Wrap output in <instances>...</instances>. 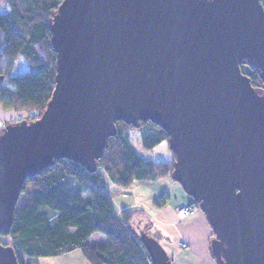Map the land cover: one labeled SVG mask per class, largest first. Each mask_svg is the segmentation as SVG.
I'll return each mask as SVG.
<instances>
[{"label": "water", "instance_id": "95a60500", "mask_svg": "<svg viewBox=\"0 0 264 264\" xmlns=\"http://www.w3.org/2000/svg\"><path fill=\"white\" fill-rule=\"evenodd\" d=\"M55 85L36 119L0 130V234L28 176L69 159L92 171L115 122L168 135L170 177L205 215L217 264H264V7L260 0H62ZM152 264H173L141 234ZM0 264H19L0 241Z\"/></svg>", "mask_w": 264, "mask_h": 264}, {"label": "trees", "instance_id": "16d2710c", "mask_svg": "<svg viewBox=\"0 0 264 264\" xmlns=\"http://www.w3.org/2000/svg\"><path fill=\"white\" fill-rule=\"evenodd\" d=\"M61 1L0 0V106L24 112L27 120L41 116L54 89L56 52L50 24ZM260 2L264 7V0ZM241 70L253 87L263 88L255 66L242 64ZM115 127L92 171L61 159L25 178L11 227L0 234V241L15 249L19 264H36L39 257L77 249L89 264H152L141 241V234L153 237L152 220L148 217L137 230L135 216L141 210H116L111 198L128 191L133 180L170 177L175 155L171 151L170 159L144 158L129 140L128 128L133 126L117 120ZM138 128L145 148L168 139L150 120ZM167 198L163 193L154 201L161 206ZM189 205L198 209L192 199ZM94 232L102 233L104 241L91 244Z\"/></svg>", "mask_w": 264, "mask_h": 264}, {"label": "crops", "instance_id": "0c3cea01", "mask_svg": "<svg viewBox=\"0 0 264 264\" xmlns=\"http://www.w3.org/2000/svg\"><path fill=\"white\" fill-rule=\"evenodd\" d=\"M10 112L0 111V129L7 123L6 116ZM132 200H125L120 208H143L148 212L152 220V235L164 247L172 258L173 264H217L210 253V239L212 230L206 221L205 215L194 206L193 214L178 219L175 209L179 205L190 204L191 199L186 197L182 188L170 177L158 180H133L129 190L123 192ZM166 193L167 200L161 206L155 203V198ZM113 203V202H112ZM202 214H201V213ZM179 241H184L186 248L179 247ZM71 251L58 256L66 258L70 264V258H78L81 264H89L83 255ZM76 256V257H72ZM80 258V259H79ZM83 258V259H82ZM36 264H38L36 262Z\"/></svg>", "mask_w": 264, "mask_h": 264}, {"label": "rangeland", "instance_id": "374dc122", "mask_svg": "<svg viewBox=\"0 0 264 264\" xmlns=\"http://www.w3.org/2000/svg\"><path fill=\"white\" fill-rule=\"evenodd\" d=\"M1 110L3 112H6V111L10 112V114L6 116L7 123H9L11 120L16 121V120L24 119V117H25L24 112H17L12 108H4V107L0 106V111ZM0 117H1V115H0ZM128 136H129V140H130L131 144L133 145V147L135 148V150L144 158H148V159H152V160H166V159H170L172 157V152L168 147L167 140H162L161 142H159L158 144L154 145L151 148H145L142 145L141 130L138 127L128 128ZM176 183L181 188L180 184L178 182H176ZM186 197L188 199H191L190 196H188V195H186ZM129 199L132 200L131 197H128V194H125L122 192L118 195L113 196L111 198V201L113 202L112 204H114L115 208H120L121 204H123L125 202V200H129ZM134 209L141 210L139 216H135V218L139 219V225L137 224L136 229L141 230V228L143 227V223L149 217L148 212L143 208H134ZM197 210L200 211L199 208ZM1 240L6 241L7 238H2ZM103 241H104V236L100 232H94L89 239V242L91 244L99 243V242H103ZM186 246H187V244H186ZM186 246L183 247V246L179 245L180 248H186ZM74 251H77L76 253H80V255H82L80 250L77 249ZM72 257H76V256H72ZM81 257H83V256H81ZM77 259L78 258H73V259L70 258L69 259L70 264H81ZM34 262L35 263L37 262L38 264H68L69 261H67L66 258H63L62 256L57 255V256L39 257Z\"/></svg>", "mask_w": 264, "mask_h": 264}, {"label": "built area", "instance_id": "2783aa9c", "mask_svg": "<svg viewBox=\"0 0 264 264\" xmlns=\"http://www.w3.org/2000/svg\"><path fill=\"white\" fill-rule=\"evenodd\" d=\"M176 216L178 219H182L185 216L193 214V207L187 204L179 205L175 209ZM179 245L185 247L186 243L184 241H179Z\"/></svg>", "mask_w": 264, "mask_h": 264}]
</instances>
